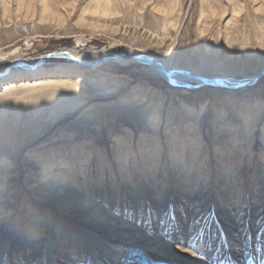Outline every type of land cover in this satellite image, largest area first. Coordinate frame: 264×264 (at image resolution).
<instances>
[{
  "label": "rangeland",
  "instance_id": "1",
  "mask_svg": "<svg viewBox=\"0 0 264 264\" xmlns=\"http://www.w3.org/2000/svg\"><path fill=\"white\" fill-rule=\"evenodd\" d=\"M235 1L244 5L239 17H233L232 6L227 1L215 0L218 13L225 7L229 12L223 18H210L206 31H201V26H198L200 0H182L177 18L168 21L159 19L149 5L144 9L141 3V8L136 6L138 0H134L132 8L126 10L123 30L127 31L121 30L119 34L77 25L74 14L62 27L65 30L36 33L37 22L16 19L10 24L12 33L0 26V44L5 50L3 54L0 50V73L10 67L9 72L17 63L21 64L15 59L16 55L31 59L55 51L69 52L73 48L80 54L89 55L132 46L161 58L169 57L170 64L187 68L183 71L188 74L232 76L239 81L247 77L257 78V82L248 88L220 89L211 85V88L202 86L197 90L188 88L189 93L186 94V88L172 85L150 70L148 65H121L107 61L97 68L85 66L79 72L51 77L48 84L30 87L18 84L6 91L0 89V181L8 177L0 208L1 256L7 252L14 259V264H27L31 257V264H56L55 261L58 264H94L92 250L97 247L89 239L94 235L93 231L105 235L109 230L92 229L88 222L89 213L80 209L82 204L66 211V201L58 202L41 196V164L54 156L73 163L77 155L81 158L86 155L89 163L87 177L90 180L94 178L96 183L106 180L108 190L104 195V187L98 186L92 196L96 200H107V203L103 201L104 205L107 210L116 211L117 218L128 214L138 219L134 224L140 227L152 224L155 233L168 220L160 215L169 193L176 195V206L183 204L186 208L197 205L189 200L190 195H195L203 215L200 222L210 214L213 204L218 206L222 199L232 201L238 195L248 199L241 201L244 209L253 206L254 215L263 214L264 165H259L257 152L264 143L261 135L255 137L253 123L252 139L257 138V142L254 159L250 162L242 125L243 114L250 111L243 102L259 100L264 108V13H257L256 4L251 0ZM174 20L175 27L172 25ZM119 21L109 23L112 26L120 23L122 27L123 21ZM164 27L168 30L165 34L161 31ZM149 33H159L160 36L154 39L153 35L150 40ZM58 53V56L65 54ZM261 72L263 74L259 77ZM260 111L261 107L254 108L255 115ZM189 121L193 122L191 131H187ZM213 126L216 130L210 131ZM194 135L205 138L210 155L213 154L211 150L219 146H223L226 153H231L220 159L209 156L207 161L198 164L192 177L187 171L191 162H187L189 165L184 173L175 175L168 161L173 138ZM236 136H240L238 143ZM159 140L163 144L161 158L154 164L151 151L157 148L156 141ZM143 144L152 147L142 154L140 146ZM243 147L244 151L241 150ZM239 158L244 159L245 165L242 180L235 184L229 176L238 167ZM103 164L105 169H101ZM206 167L210 170L205 171ZM141 168L146 176H150L142 191L147 179L140 177ZM54 169L55 173L62 172V175L71 172L60 170L57 164ZM206 173L210 177L206 178ZM63 177L56 174L50 178L63 181ZM114 186L119 188L118 202L124 197L128 202L127 209L121 205L115 207ZM92 187L84 192H90ZM140 191L143 193L138 196ZM149 194L157 198V203H153L156 204L153 216L149 213V210L154 211L149 205L152 202ZM139 206L141 214H138ZM129 209L132 211L128 212ZM205 209L207 213L203 212ZM128 215L126 219H135ZM117 225L110 231L115 232L114 229L120 227ZM39 236V244H35ZM160 236L164 238V235ZM33 250H37L35 256ZM141 253L136 251L132 254L139 255V264H146ZM244 254L243 251H234L232 257L235 260ZM152 264L176 263L167 258H155Z\"/></svg>",
  "mask_w": 264,
  "mask_h": 264
},
{
  "label": "bare ground",
  "instance_id": "2",
  "mask_svg": "<svg viewBox=\"0 0 264 264\" xmlns=\"http://www.w3.org/2000/svg\"><path fill=\"white\" fill-rule=\"evenodd\" d=\"M133 1L134 0H0V26H3V29H5L4 31L12 33L14 31H11L10 24L16 19L37 22L35 27L36 33L52 29L58 30L61 29L66 24L67 19L74 14L77 17V25L91 27L94 31H109L119 34L121 30H123V24L126 23V10L129 11L128 9L132 8ZM200 1L198 26H201V31H206L207 21L210 18L213 19V17L216 16L223 18L226 16L227 12H229L228 7H225L224 10L222 9L220 13H218L219 11L216 8L217 3L215 4V0ZM225 1L232 6L231 12L233 17L241 16L244 10L243 4L238 5L235 0ZM251 1L256 4L255 11L257 13H264V0ZM140 3L143 9L149 5L153 8L152 11L158 14L159 19L161 18L168 21L172 18H177L183 2L182 0H138L135 5L140 7ZM118 20H120L119 22L123 21L122 27H120V23L116 26H112V24L109 23ZM127 21L129 20L127 19ZM175 22L174 20L173 24L171 23L174 27L176 26ZM126 28L128 29V27ZM161 31H163L162 33L164 34L168 32L165 27L161 28ZM58 33L60 34V32ZM154 34L155 33H151L150 36H148L150 40ZM159 36L160 34L157 33L154 35V39ZM142 38H144L143 35ZM158 41L161 42L164 40ZM79 42H81L80 39ZM152 42L158 44L155 40ZM0 50L2 54L3 51H5L2 49L1 44ZM58 52H63L65 54L58 56ZM116 54H118L116 58H110V56ZM158 58H160L164 65L160 64ZM15 59L21 64L18 63L15 68L5 74L0 73L1 90H9L11 86L18 84H21L20 86L22 87L48 84L51 81V77H60L63 73L72 74L73 72H79L81 68L85 66L97 68L107 63V61L116 62L121 65H131L133 63L148 65L151 68L150 70L160 74V76L172 85L186 88V94L189 93L188 88L197 90V88L201 89L202 86L203 88H211L214 86L220 89H233L242 86L248 88L249 85H254V83L239 85V79L233 78L232 76L208 77L196 72L188 74L183 71L188 70L187 68L176 64H170L169 57L161 58L154 54L146 53L140 49V47L136 48L132 46L117 49L115 51L103 50L89 55L85 53L80 54L73 48L69 52L55 51L52 54H42L35 58L32 57L31 59H24L22 56L16 55ZM102 60L107 61L100 63ZM59 64H64V66L60 67ZM1 70L2 69H0V71ZM261 74L262 72L258 75ZM212 79L213 82H211ZM245 79V82L249 80L253 81L255 76ZM205 82H207L208 85H206ZM243 104L250 110L248 114H243L244 121L242 130L245 136L244 140H246L245 145L248 147L249 151V160L252 162L256 151L254 146L257 142V138L252 139L254 137L252 125L255 123V137L256 135H261L262 142L264 143V108L262 107L263 103L259 100L253 102L247 101L243 102ZM257 107H261V111L259 114L255 115L254 108ZM192 128L193 122L189 121L187 131H191ZM215 130L216 126L210 129V131ZM235 138L236 143H238L240 141V136H236ZM176 139H179L177 143H175ZM172 143V147H169L170 158L168 161L172 168L171 172L175 171V175H177L178 172L184 173V170L189 165L187 162H191L192 165L187 171L189 170L192 174L189 176L192 177L198 164L205 160L207 161L209 156L210 158L215 157L220 159V157H223L225 154L230 155L231 153V151L226 153V149L223 146H219L213 148L211 150L213 154L210 155L209 151H207L208 143L201 135H194V137L175 136ZM156 144L157 148L151 151L154 164L159 162L161 158L160 150L163 146L160 140L156 141ZM149 147L152 146L143 144L140 146V153H145ZM241 150L244 151V147ZM258 150L259 165H264V145L260 146ZM84 154L86 153L84 152ZM69 155H71V152L68 156ZM78 157L79 155H77V158L74 159L72 163V160L68 159L64 161L63 157L58 158L54 156V158H49L48 161L41 164L42 174L39 177L41 180V196L46 197L48 200H56L58 202L66 201V203L70 205H65L64 209L66 211H70L75 205L82 204L80 209H85L89 213L90 220L88 222L92 229L109 230V233L105 235L97 230L93 231L95 233L89 239L91 244L97 247L92 250L94 254L92 256L94 264H134V262H138L139 259V255L132 254L136 251L142 252L141 256L144 257L143 260L146 264H152V259L155 258H160L162 260L167 258L168 261H173L176 264H264V211L263 214L258 213L254 215L255 208L253 206L249 209H244L241 203L245 200L248 201L247 198H241V196L238 195L229 202H225L222 199V202L218 206L213 204V209L210 211V214L200 222L202 210H199L200 207L198 205L200 203H197L195 195H190L189 200L197 205L190 208L187 206L186 208L183 204L176 206V202L178 201L176 195H171V193H169L165 197L166 201L161 206L162 212L160 215V217L166 216L168 220L159 227V232L155 233L152 224H145V228L140 227L134 224L138 219L128 214L126 215L135 219H126V215L117 218L116 211L111 212L107 210V207L104 205L103 201L107 203V200H96L92 196V194L95 193L96 187H104L102 191L104 195L108 192L106 189V180L98 183H96L92 177V180H90V177H87L89 163L86 162V155H84L83 158ZM243 160V158L238 159V161H240L238 167L229 176L232 183L234 182L236 184L238 180H242L241 173L245 165ZM55 164L58 165L60 170L67 169V171L71 172L66 175H62V172L55 173ZM137 165H139V163H137ZM101 169H105L104 164L101 166ZM208 170L210 169L206 167L205 171ZM56 174L59 175L60 178L64 176V180L61 181L59 179L54 180L50 178ZM104 176L105 173L103 174V177ZM142 176L143 178L146 177L147 182L144 184V187L142 186L141 191L150 181V176H146V173L141 168L140 177ZM205 176L206 178L210 177L207 173ZM119 177L122 180L121 175ZM7 178L8 177H5L0 181V208L3 206V199L5 198L4 191H6V184L8 183ZM69 181L70 184H68ZM132 183L134 185L135 181ZM91 185L93 186L91 188L92 190L85 193L84 190L89 191ZM114 187H116V189H114L115 207L117 208L121 205L124 209H127L125 206L128 205V202L124 197L121 202L120 200L118 202L119 188L117 186ZM141 191L138 196H141L143 193ZM188 192L190 191L187 190V193ZM155 193H157V190H155ZM149 196L150 201H152L149 205H152V208H154V211L151 212V210H149V213L153 216L156 213V204L153 203H157V198L151 194H149ZM168 199L171 200L170 203ZM192 205L194 206V204ZM138 209V214H141V207L139 206ZM131 211V209L128 210V212ZM205 211L203 212L207 213V209H205ZM8 214L9 213L5 216L6 219ZM147 215L149 214L147 213ZM131 221H133V223ZM117 224L123 229L120 230L119 227L118 229H114L115 232H111L110 229L116 228ZM160 233L164 235V238L160 236ZM124 235L130 237L135 236L136 238H125ZM36 239L34 243L39 244L38 241L40 240V236ZM37 250H33L32 254L34 256ZM234 251H243L245 254L243 256L240 255L239 258L234 260L232 257ZM0 258L2 259L0 261L1 264H14V259H11L7 252L6 254L3 253V256H1L0 251ZM31 260H33V257L28 259L27 264H31ZM55 263L58 264L56 261ZM76 264H79V262Z\"/></svg>",
  "mask_w": 264,
  "mask_h": 264
},
{
  "label": "water",
  "instance_id": "3",
  "mask_svg": "<svg viewBox=\"0 0 264 264\" xmlns=\"http://www.w3.org/2000/svg\"><path fill=\"white\" fill-rule=\"evenodd\" d=\"M117 56H118V54H116V55H112V56H110V58H116ZM106 61H107V60H102V61H100V63H104V62H106ZM16 65H18V63H17ZM9 68H10V67H8L3 73L5 74L6 72H8V69H9ZM3 73H2V74H3ZM262 74H263V72H262ZM262 74L259 75V77L262 76ZM205 79L209 80L208 78H205ZM256 80H257V78H255L253 81H250V80L248 81V80H247L248 82H245L246 79H245L244 81L241 80V81L239 82V85H245L246 83L250 84V83L256 82ZM211 82H213V79L211 80ZM205 84L208 85L207 82H205ZM209 85H210V84H209Z\"/></svg>",
  "mask_w": 264,
  "mask_h": 264
}]
</instances>
